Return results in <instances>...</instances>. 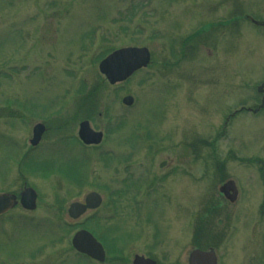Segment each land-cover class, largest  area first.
Masks as SVG:
<instances>
[{"label":"rangeland","instance_id":"374dc122","mask_svg":"<svg viewBox=\"0 0 264 264\" xmlns=\"http://www.w3.org/2000/svg\"><path fill=\"white\" fill-rule=\"evenodd\" d=\"M250 17L264 0H0V191L37 195L0 215V264H111L71 248L79 227L108 250L130 239L117 264H187L209 246L221 264H264V107L245 109L260 100L264 28ZM127 45L150 60L109 84L97 62ZM81 119L98 144L78 140ZM229 178L231 203L217 190ZM89 190L101 204L70 219Z\"/></svg>","mask_w":264,"mask_h":264},{"label":"water","instance_id":"95a60500","mask_svg":"<svg viewBox=\"0 0 264 264\" xmlns=\"http://www.w3.org/2000/svg\"><path fill=\"white\" fill-rule=\"evenodd\" d=\"M254 22L264 25V21ZM258 28L264 27L258 26ZM148 61L149 52L146 47H120L113 50L103 59H101L98 63V69L102 74H104L109 83H115L125 79L136 69L145 66ZM257 90L262 92L261 104L259 105L260 107L264 102V81L259 84ZM122 102L125 104H130L132 102V97L130 95H125L122 97ZM43 130L44 126L42 123L34 124L32 127V136L29 140L32 145H35L38 142L40 134ZM77 134L82 142L86 144L98 143L101 139V132L92 130L89 127L87 120H82L79 122ZM218 189L230 201L235 198L236 191L232 181L227 180L226 182L222 183ZM229 190H231V193H228ZM35 197V191L31 187L26 186L20 192L19 203L26 209H33L35 206ZM15 203L16 198L14 194L0 192V213L12 207ZM99 203V194L95 191H90L84 196L83 202H71L68 205L67 212L69 216L75 218L84 212L86 208H94ZM71 244L79 252L85 253L95 259H103V249L100 243L84 229H79L73 234L71 238ZM132 264H154V261L142 256H135ZM188 264H214V259L212 258L211 254L195 249L189 253Z\"/></svg>","mask_w":264,"mask_h":264},{"label":"flooded vegetation","instance_id":"af4514ba","mask_svg":"<svg viewBox=\"0 0 264 264\" xmlns=\"http://www.w3.org/2000/svg\"><path fill=\"white\" fill-rule=\"evenodd\" d=\"M224 181H225V180H224ZM233 183H234V185H235V187H236V197H235V199H234V200H236V198H237V196H238V193H239V189H238V187H237V185H236V183H235L234 180H233ZM230 191H231V190H230ZM230 191H228V193H231ZM231 202H233V201H231ZM231 202H230V203H231ZM126 240L128 241V240H130V239L126 238ZM126 240H125V241H126ZM125 241H123V242L121 243V246L117 249V251L115 250L116 248H114V246L111 247L110 250L104 248L105 256L108 255V257H110V254H111V257L113 258V260L110 259V260H111V264H117V261H116V260H117L120 256H122V255H124V254L126 253V248L123 247L124 245L126 246V244H124ZM113 248H114V249H113ZM195 249H199V250H201V251H206L207 253H209V254L212 255V258L214 259V264H221V258H220L221 256H219V248H218V247H212V246H209V247H207V248H203V249H202V248H198V247H192L191 249L188 250V252H187V257H188V254L190 253V251L195 250ZM135 255H141V256L147 257V256H145V255H143V254H137V253H134V254L132 255V258H131L130 261H129V264H132V259H133V257H134ZM105 256H104L103 261L105 260ZM187 257H186V262H187ZM93 261H95V260H93ZM103 261H101V262H103ZM120 261H121V260H120ZM60 262H61V260L59 261V263H60ZM96 262L99 263V261H96ZM263 262H264V261H263Z\"/></svg>","mask_w":264,"mask_h":264}]
</instances>
